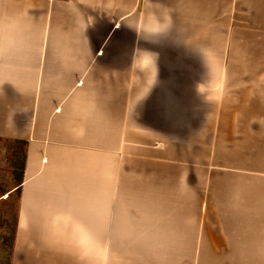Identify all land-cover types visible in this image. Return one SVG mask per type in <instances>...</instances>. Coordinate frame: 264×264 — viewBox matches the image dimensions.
Here are the masks:
<instances>
[{
	"label": "crops",
	"instance_id": "0c3cea01",
	"mask_svg": "<svg viewBox=\"0 0 264 264\" xmlns=\"http://www.w3.org/2000/svg\"><path fill=\"white\" fill-rule=\"evenodd\" d=\"M174 83L181 106L196 98L208 113L199 126L264 145V0H0V138L26 144L9 264H105L110 231L138 242L161 224L157 238L190 246L151 250L154 264H244L201 247L204 221L181 216L186 203L113 188L121 156L107 146L131 144L126 129L144 133L145 114L173 107ZM233 160L264 168V152ZM229 182L228 234H249L244 224H264L243 215L264 207V174Z\"/></svg>",
	"mask_w": 264,
	"mask_h": 264
},
{
	"label": "rangeland",
	"instance_id": "374dc122",
	"mask_svg": "<svg viewBox=\"0 0 264 264\" xmlns=\"http://www.w3.org/2000/svg\"><path fill=\"white\" fill-rule=\"evenodd\" d=\"M180 65L183 67L182 63ZM184 66L190 76L195 73L193 65L189 70L188 66ZM180 70L181 66L177 64L169 70L173 71L174 81V77L180 75ZM169 71L168 74H171ZM174 84L176 89L169 100L176 101L180 100V96L176 95L180 93V84L178 87ZM187 100L183 106L179 101H176L173 107L169 105L167 112L158 108L145 114L142 128L144 133L127 129L124 132L126 141L132 142L131 144L121 146L119 150L115 146H107L115 149L121 156L120 166L118 165V173L121 175L112 178L113 188L124 191L125 194L121 195L123 200H173L186 203L184 206L187 208L182 209L183 214L180 215H197L204 221L205 241L201 243V247L235 250L238 256L228 258L232 262L264 264L261 251L264 248V224L257 221L254 224H244V232L249 234L230 235L228 233L232 225L227 224L230 210L224 204L232 199L230 189L226 188L231 179L240 178L245 174L259 177L264 174L262 161L233 160V157H244L246 152L263 153L264 145L242 143L247 139L241 135L232 136L236 130H231L225 125L214 128L213 124L205 122V125L203 123L199 126L198 120L208 113L205 115L196 111V98ZM201 104L199 108H205ZM187 110L189 112H186ZM209 115L213 117L212 114ZM148 134L150 135L147 138L141 137ZM25 151V141L0 138V264H9L14 246L19 201V192L15 187L22 178ZM262 190L263 188L247 189L254 199ZM8 191H11L9 197H4ZM194 204L203 207L194 209ZM161 211L164 210L159 208L158 212ZM247 211L244 216H250L253 220L264 219V207L249 208ZM159 220L158 223L161 224ZM163 229L164 225H158L157 234L153 235L155 238L151 236V240L147 238L138 242L114 239L116 234L110 231L105 240V264L153 263L151 250L159 252L164 248L190 246L182 239L157 238L162 235ZM191 260V264H200L201 258Z\"/></svg>",
	"mask_w": 264,
	"mask_h": 264
},
{
	"label": "trees",
	"instance_id": "16d2710c",
	"mask_svg": "<svg viewBox=\"0 0 264 264\" xmlns=\"http://www.w3.org/2000/svg\"><path fill=\"white\" fill-rule=\"evenodd\" d=\"M20 183H21V181L17 185V190H18L19 193H20Z\"/></svg>",
	"mask_w": 264,
	"mask_h": 264
}]
</instances>
